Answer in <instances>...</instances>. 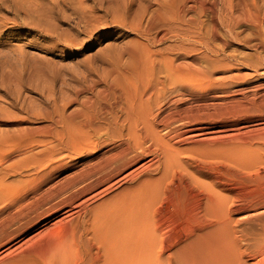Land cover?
<instances>
[{"label": "rangeland", "instance_id": "obj_1", "mask_svg": "<svg viewBox=\"0 0 264 264\" xmlns=\"http://www.w3.org/2000/svg\"><path fill=\"white\" fill-rule=\"evenodd\" d=\"M255 1L264 8V0ZM157 6V0H0V80L3 82L0 108L3 112H11L8 121H0V138L8 130L16 132L21 125L29 124L38 129L32 136L33 144L28 152L19 151L9 161L0 164V182L16 189L11 199L0 202V219L9 200L18 203L12 214H25L13 227H19L18 235L0 247V260L10 252L12 255L23 253L31 263L42 264L43 255L55 246L70 245L86 222L93 224L94 218L103 210L124 199L142 179L147 183L148 177L159 181L154 184L157 190L154 210L161 205L165 207L169 197H175L181 203H191L198 194V183L220 185L221 193L228 200L233 196L253 195L251 189L255 185L250 180V183L247 179L246 182L244 176H264V28L251 26L248 21H242L235 28V34L224 28L223 36L229 41L226 47L221 41L211 39L212 44L220 49L221 57L225 58L224 65L209 66L211 76L217 80L215 82L225 84L227 81L225 85L229 84L230 90L209 89L210 92H204L203 99L196 96L181 105L183 108H201L199 114L205 116L208 127L219 128L222 130L219 134L223 136V142L219 143L199 144L192 139L183 143L172 141L182 150L181 158L188 172L178 171L177 174L176 171L160 178L165 164L161 155L162 144L158 141L157 144L147 143L130 155L135 160L128 169L102 184L95 185L97 176H93L88 181L95 188L80 194L85 174L117 153L121 148L120 140L107 138L103 133L94 145L85 143L84 148L75 146V149L66 145L54 147L55 143L51 145L50 138L45 136L47 133L42 127L49 124L59 127L51 119H63L66 125L85 120L89 115L102 116L99 119L103 124L105 120H113V109V114L110 111L115 99L112 94L100 95L99 90L110 77H121L129 71L130 52L139 51L148 65L156 58L158 71L166 70L164 62L161 63L163 57L179 56L178 41L170 38L154 44L156 33L144 32L147 18ZM224 10V19L232 22L230 9ZM261 39L263 42L259 43ZM13 98L18 99L16 107L10 106ZM244 107H249L250 113L248 110L243 112ZM194 119L192 125L195 127L198 120ZM154 128L158 135L166 134L159 126ZM179 128L183 130L184 126ZM25 154L31 156L29 161L25 160ZM15 161L18 169L7 171V166ZM159 167L160 171L157 170ZM219 169L223 171L220 183L216 179ZM137 176L139 180L134 178ZM74 194L77 197L70 201ZM191 198L190 202L188 199ZM249 212L234 217L242 220L258 211ZM152 213L155 215L154 211ZM249 224L244 222L236 228L249 230L254 227L253 223ZM233 235L239 238V233ZM253 261L249 260L250 263Z\"/></svg>", "mask_w": 264, "mask_h": 264}, {"label": "bare ground", "instance_id": "obj_2", "mask_svg": "<svg viewBox=\"0 0 264 264\" xmlns=\"http://www.w3.org/2000/svg\"><path fill=\"white\" fill-rule=\"evenodd\" d=\"M157 1L158 6L150 14L148 13L144 32L156 33L154 44L163 43L170 38L178 41L179 56L163 57L161 63L164 62L166 70L158 71L156 58L152 57L151 64L148 65V61L143 60V54H139V51L130 52L129 71L121 74V77L113 76L110 77L113 79L105 80V86L99 90L100 95L112 94L115 99L114 106H110V112L112 113L113 109L115 114L112 113L113 120H105L103 124L99 119L102 116L86 114L88 117L85 120L69 122L67 125L63 119H51L61 128L52 124L42 127L45 128L47 133L45 136L50 138L51 145L55 143L54 147L66 145L84 148L85 143L94 145L103 133L107 138L120 140L121 148L117 153L104 164L93 166L85 174L80 194L95 188L94 186L99 182L102 184L110 181L126 168L128 169L135 160V157L130 155L143 144H157V141L162 144L161 155L165 158V164L160 178L163 179L176 171L177 174L178 171H189L181 158L182 150L172 141L181 143L192 139L199 144L223 142V136L219 134L222 130L208 127L209 123L205 120V116L199 114L200 107V109H194L192 106L183 108L181 105L196 96L203 99L204 92L209 89L230 90V85H225L227 81L224 82L225 84L215 82L217 80L211 76L212 71L209 66L213 68L217 64L225 63L220 49L211 41L217 39L224 46L228 45L229 41L223 36L224 28L230 34L234 33L235 28L240 26L242 21H248L251 26L263 29L264 8L255 0ZM145 6L148 12V3ZM225 8L230 9L232 22L224 19ZM262 42L263 40L259 43ZM260 45L262 47V44ZM257 63L255 64L259 65V62ZM2 87L3 82L0 80V89ZM17 105L18 99L13 98L10 106ZM244 108L243 112L249 109V107ZM248 111L247 113H250V110ZM9 113L3 112L0 108V121H8L11 118ZM47 113L46 117H49ZM196 117L198 119H194ZM192 119L198 120L199 127L192 125ZM156 125L165 131L164 136L160 133L158 135V131H155ZM181 125L184 126L183 130L179 128ZM15 130L16 132L8 130L9 132L0 138V164L9 161L19 151H27L33 144L32 136L38 132V129L29 124L21 125ZM30 157L29 154H25L26 161H29ZM245 166L250 167L248 164ZM161 167L157 170L160 171ZM17 169V161L11 162L6 168L7 171ZM221 172L219 169L216 175L218 183L222 178ZM93 176H97L94 186L88 181ZM134 178L139 180L138 176ZM149 178H145L149 180L147 183L142 179L140 185L135 184L136 187L129 188L130 193L128 192L124 199L112 204L113 207L103 210L94 218L93 224L86 222L81 228V233L69 243L70 245L50 248L51 250L43 255V258L41 257L42 264H264V176L245 175V181L248 180V183L251 181L255 185L251 189L254 191L253 195L233 196L229 200L221 193L220 185L214 187L208 183L194 181L195 184L198 183V194H195L197 196L194 201L191 198L188 199L192 201L191 203H181L179 200L176 201L175 197L173 199L169 197L165 201V207L161 205L160 208H155L156 210L153 209V201L157 196L154 184L157 185L159 181ZM15 191L16 189L11 185L1 181L0 202L11 199ZM75 197L76 194L72 195L70 201ZM236 198L239 199V203ZM15 204L18 205L16 200H9L6 209L1 212L3 216L0 219V247L8 244L18 235L19 227L17 229L13 227L25 217V214L21 216L23 212L18 215L12 214ZM224 210L228 211L225 219ZM249 211L258 212L242 220L234 217ZM244 222L253 223L254 227L249 230L236 228ZM224 232L230 234L224 235ZM235 232L239 233V238L233 235ZM28 258L23 253L12 255L10 252L0 260V264H33ZM250 259L254 261L250 263Z\"/></svg>", "mask_w": 264, "mask_h": 264}]
</instances>
